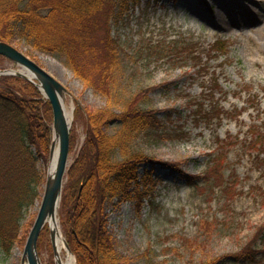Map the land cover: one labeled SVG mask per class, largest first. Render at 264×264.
I'll return each instance as SVG.
<instances>
[{
  "label": "rangeland",
  "instance_id": "374dc122",
  "mask_svg": "<svg viewBox=\"0 0 264 264\" xmlns=\"http://www.w3.org/2000/svg\"><path fill=\"white\" fill-rule=\"evenodd\" d=\"M249 2L253 11L243 13L231 0H130L123 20L112 22V34L123 48L124 68L111 101L114 111L119 112L140 89L156 86L139 108L158 110L159 118H168L165 122L170 130L184 135L169 140L140 134L129 144V151L174 162L182 172L143 165L140 175L148 172L151 177L137 188L140 196L133 187L131 198L118 196L105 202L106 229L117 256L129 264H246L237 258L238 253L257 228L264 226V156L254 158L241 145L250 137V126L262 123L264 128V2ZM246 3L239 0L238 6ZM222 23H227L228 29L222 28ZM216 42L224 44L223 53L212 50ZM11 44L69 90L64 101L72 114L76 104L94 110L106 107V97L85 88L59 57L28 52L18 40ZM186 44L190 52L168 53ZM13 68L17 67L8 60H0V69ZM215 77L221 92H215L212 100L222 116L195 121L191 112L195 106L191 105L203 103L201 95L207 93ZM118 127V122L111 121L104 131L113 134ZM70 132L75 134L70 150L74 162L85 138L83 116L72 117ZM217 139L232 141L228 166L221 169L222 179L229 184L237 181L231 195L224 193V184L198 178L212 164L209 154L215 151ZM48 166L49 161L38 162L44 174ZM183 176L196 177V185L188 184ZM39 203L40 198L29 209L21 223L23 229L34 220ZM58 219L62 230L60 214ZM205 221L211 222L208 236L202 231ZM40 243L41 263L52 264L46 230ZM254 248L256 259L264 257V236L256 240ZM22 250L15 246L8 256L0 250V264H21Z\"/></svg>",
  "mask_w": 264,
  "mask_h": 264
},
{
  "label": "trees",
  "instance_id": "16d2710c",
  "mask_svg": "<svg viewBox=\"0 0 264 264\" xmlns=\"http://www.w3.org/2000/svg\"><path fill=\"white\" fill-rule=\"evenodd\" d=\"M129 4L130 0H0V41L18 40L29 48L28 52L59 57L85 88H93L107 99L105 108L94 110L77 105L74 112L75 119L80 115L84 118L85 138L67 172L60 225L76 264H129L117 256L106 229L105 202L118 196L131 198L134 190L140 196L137 188L151 177L148 172L140 175L143 165L173 168L182 175L174 162L128 149L131 140L140 134L169 140L184 136L170 130L165 122L168 118L165 121L159 118L158 110L139 108L156 86L137 91L119 112L111 104L124 73L123 48L111 26L123 20ZM223 45L216 42L212 50L223 53ZM190 48L186 44L168 53L190 52ZM0 60L5 59L0 55ZM206 92L201 95L203 103L191 105L195 106L191 111L195 121L207 122L222 116L217 102L212 100L215 92H221L216 77ZM247 102L249 105V99ZM111 121L118 122L119 127L113 134H107L104 128ZM51 124V106L33 84L16 76L0 77V250L5 256L15 246L23 247L32 226L33 221H29L23 229L21 223L42 192L45 174L38 168V162L48 160ZM249 132L250 137L243 139L242 147L254 158L264 156L262 123L250 126ZM230 144L232 141L217 139L215 152L210 154L212 164L198 176L209 184L214 181L219 186L224 184V193L228 195L237 183L234 180L229 184L221 174V169L228 166ZM74 145L75 134L71 132L70 149ZM183 178L196 185V177ZM210 225L209 221L202 225L207 236ZM263 233L264 226L258 227L238 253L239 260L246 264L264 263L263 256L255 258L254 248Z\"/></svg>",
  "mask_w": 264,
  "mask_h": 264
},
{
  "label": "water",
  "instance_id": "95a60500",
  "mask_svg": "<svg viewBox=\"0 0 264 264\" xmlns=\"http://www.w3.org/2000/svg\"><path fill=\"white\" fill-rule=\"evenodd\" d=\"M0 55L4 56L19 67L18 69H0V75H14L29 81L49 101L53 120V137L49 154L50 163L54 152L57 151L52 169H50L49 166L47 170L41 201L34 223L29 231L23 248L21 264H40L37 241L46 224L49 229V238L54 254V262L55 264H61L62 262L55 245L58 228L56 227V230L51 226L50 222L56 223V216L60 207L66 173L71 164L69 162L70 126L62 106V100H64L66 95H70V92L48 71L13 45L0 41ZM63 242L66 250L71 253L64 238Z\"/></svg>",
  "mask_w": 264,
  "mask_h": 264
},
{
  "label": "bare ground",
  "instance_id": "6f19581e",
  "mask_svg": "<svg viewBox=\"0 0 264 264\" xmlns=\"http://www.w3.org/2000/svg\"><path fill=\"white\" fill-rule=\"evenodd\" d=\"M245 1L248 2V3H246L245 6H238L239 0H231V3L234 4V5H236L235 7L238 10L241 9V11H243V13H247L248 11L249 12H252L253 11V8H252L251 3L249 2L250 0H245ZM257 1L264 2V0H257ZM232 4H231V7H232ZM225 7L230 8V6H226V5H225ZM241 11H239L238 14H240ZM233 21H237L236 18H233ZM228 27L229 26H228L227 23H222V28L228 29ZM62 106H63L64 112L66 114V118H67L68 124H71V122H72L71 110L72 109L71 110H67L64 100H62ZM56 152L57 151L54 152L53 157H52V161H51V163L49 165L50 166V169H52V167L54 165V161H55V157H56ZM50 224L56 230L58 228V231L56 233V238H55V245H56V249H57L58 255L60 256V259H61V262H62L61 264H75L73 255L71 253H69L68 251H66V249L64 247L63 236H62L61 231H60L59 226H58L57 216H56V223L55 222H50ZM40 264H42V263H40Z\"/></svg>",
  "mask_w": 264,
  "mask_h": 264
}]
</instances>
